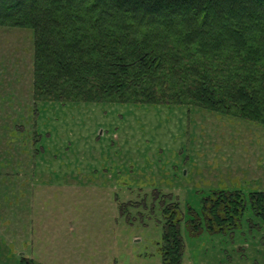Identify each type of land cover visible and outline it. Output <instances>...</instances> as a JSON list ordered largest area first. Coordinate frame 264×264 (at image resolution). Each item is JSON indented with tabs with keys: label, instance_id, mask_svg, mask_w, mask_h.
<instances>
[{
	"label": "rangeland",
	"instance_id": "rangeland-1",
	"mask_svg": "<svg viewBox=\"0 0 264 264\" xmlns=\"http://www.w3.org/2000/svg\"><path fill=\"white\" fill-rule=\"evenodd\" d=\"M33 41L0 26V264H164L165 209L181 217L179 264H264L249 204L235 230L184 227L212 191L264 192V125L187 105L35 101Z\"/></svg>",
	"mask_w": 264,
	"mask_h": 264
},
{
	"label": "trees",
	"instance_id": "trees-1",
	"mask_svg": "<svg viewBox=\"0 0 264 264\" xmlns=\"http://www.w3.org/2000/svg\"><path fill=\"white\" fill-rule=\"evenodd\" d=\"M0 26L33 32L35 101L187 105L264 125V0H0ZM248 204L264 219V192L212 191L185 230H235ZM164 211L162 261L179 264L181 217Z\"/></svg>",
	"mask_w": 264,
	"mask_h": 264
},
{
	"label": "flooded vegetation",
	"instance_id": "flooded-vegetation-1",
	"mask_svg": "<svg viewBox=\"0 0 264 264\" xmlns=\"http://www.w3.org/2000/svg\"><path fill=\"white\" fill-rule=\"evenodd\" d=\"M225 220H226V218H225Z\"/></svg>",
	"mask_w": 264,
	"mask_h": 264
}]
</instances>
